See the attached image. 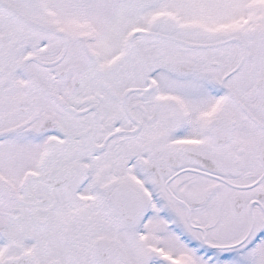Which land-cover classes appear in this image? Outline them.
I'll list each match as a JSON object with an SVG mask.
<instances>
[{"label": "snow or ice", "instance_id": "1", "mask_svg": "<svg viewBox=\"0 0 264 264\" xmlns=\"http://www.w3.org/2000/svg\"><path fill=\"white\" fill-rule=\"evenodd\" d=\"M0 264H264V0H0Z\"/></svg>", "mask_w": 264, "mask_h": 264}]
</instances>
